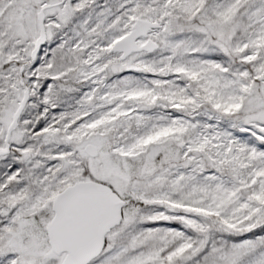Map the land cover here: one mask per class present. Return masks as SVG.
<instances>
[{
	"label": "snow or ice",
	"instance_id": "snow-or-ice-1",
	"mask_svg": "<svg viewBox=\"0 0 264 264\" xmlns=\"http://www.w3.org/2000/svg\"><path fill=\"white\" fill-rule=\"evenodd\" d=\"M0 264H264V0H0Z\"/></svg>",
	"mask_w": 264,
	"mask_h": 264
}]
</instances>
